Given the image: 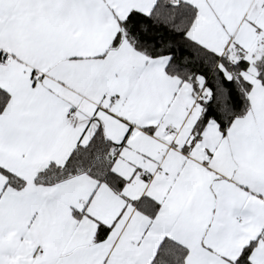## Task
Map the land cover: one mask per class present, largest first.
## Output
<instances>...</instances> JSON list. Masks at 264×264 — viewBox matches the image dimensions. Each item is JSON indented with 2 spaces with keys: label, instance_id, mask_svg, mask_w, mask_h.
I'll list each match as a JSON object with an SVG mask.
<instances>
[{
  "label": "snow or ice",
  "instance_id": "6c2138e0",
  "mask_svg": "<svg viewBox=\"0 0 264 264\" xmlns=\"http://www.w3.org/2000/svg\"><path fill=\"white\" fill-rule=\"evenodd\" d=\"M0 264H264V0H0Z\"/></svg>",
  "mask_w": 264,
  "mask_h": 264
}]
</instances>
